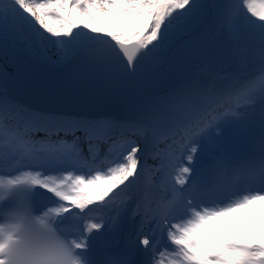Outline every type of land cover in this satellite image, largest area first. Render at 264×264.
<instances>
[{
	"label": "snow or ice",
	"instance_id": "1",
	"mask_svg": "<svg viewBox=\"0 0 264 264\" xmlns=\"http://www.w3.org/2000/svg\"><path fill=\"white\" fill-rule=\"evenodd\" d=\"M0 48L69 88L201 65L122 116L28 106L0 81V264H264V0H0Z\"/></svg>",
	"mask_w": 264,
	"mask_h": 264
},
{
	"label": "water",
	"instance_id": "2",
	"mask_svg": "<svg viewBox=\"0 0 264 264\" xmlns=\"http://www.w3.org/2000/svg\"><path fill=\"white\" fill-rule=\"evenodd\" d=\"M22 57L12 55L8 68L1 77L9 84L10 93H20L28 102L55 108H73L105 113L108 110L126 114L128 108L137 102H147L166 91L158 82L157 73H147L150 86L139 78L132 91L119 92L102 84L77 85L69 88L66 84V70L62 66L44 65L37 68L21 65ZM13 96V95H12ZM16 98V97H14ZM39 108L37 106H34ZM112 114V113H111Z\"/></svg>",
	"mask_w": 264,
	"mask_h": 264
},
{
	"label": "rangeland",
	"instance_id": "3",
	"mask_svg": "<svg viewBox=\"0 0 264 264\" xmlns=\"http://www.w3.org/2000/svg\"><path fill=\"white\" fill-rule=\"evenodd\" d=\"M5 52L6 53V57H10L11 55H12V51L9 49V50H5V49H2V52ZM2 52L0 51V55H2ZM1 61V63H4V62H6L7 61V59H2V60H0ZM175 62V61H174ZM40 64H28V66H30V67H38ZM157 70L159 71V73L161 72V70H162V68L161 67H159V68H157ZM171 70L172 71H169V72H163L162 71V74H163V78H164V80L165 81H167V82H170V80L172 79V76L174 77V76H176V75H178V73L179 72H175L174 71V69H173V67H171ZM169 74H172V76H170ZM190 77V76H189ZM161 81V80H160ZM162 82V81H161ZM169 84V83H168ZM171 86H169V88H170ZM80 133H77V135H79ZM150 158V157H149ZM149 158H148V160H149ZM148 162V161H147ZM148 164H149V162H148ZM149 173H147L146 172V174H145V177H144V180H143V185H145L146 183H147V179H148V177H146L147 175H148ZM157 175V176H156ZM151 179H152V181H153V183L155 184V185H159V183H160V181H159V176H158V174H155V176H153V177H151ZM143 194H144V188H143V190H142V192L139 194V197L142 199L143 198ZM129 210L127 209V211L126 212H124V216L125 217H128L129 218V216H130V214L128 213L127 214V212H128ZM130 220H135L134 221V224H136V225H138V224H140V222L137 220V217H133L132 216V218H129ZM124 220V222L126 223V226L128 225V224H130L128 221H126L127 219H123Z\"/></svg>",
	"mask_w": 264,
	"mask_h": 264
},
{
	"label": "bare ground",
	"instance_id": "4",
	"mask_svg": "<svg viewBox=\"0 0 264 264\" xmlns=\"http://www.w3.org/2000/svg\"><path fill=\"white\" fill-rule=\"evenodd\" d=\"M154 72H156V69L154 70ZM141 79L143 80L144 83H146L147 85L150 86V80H148V75H147V74L144 75L143 77H141ZM137 104H138V103H134V104H132V105L128 108V111H127L126 114H123V113H120V112H118V113L116 112V113H117V116L130 115V114H128V113H129L134 107H136ZM132 112H133V111H132ZM114 115H115V114H114ZM139 142L142 143L143 141H139ZM148 162H149V165H154V164L158 163V161H153L152 159L150 160V158H149ZM208 168L210 169V168H211V165H210V167H208ZM159 175H160V174H158V176H159ZM154 176H155V175H154ZM156 176H157V175H156ZM146 177H148V176H146ZM151 177H153V175H152ZM206 177H207L208 179L213 180V181L211 182V181L207 180ZM204 179H205V181L208 183V185L211 186V184L214 182V177H213L211 171H208V172L205 174ZM156 191H162V192H163L162 189H158V190H156ZM169 195H170V193H169ZM122 219H126V217L123 216ZM124 224H125V223H124ZM124 224H121V232H123V231L125 230L126 232L131 231L132 235H135V234H136V229L138 228L137 225H133V224L131 223V224H128V225L125 227Z\"/></svg>",
	"mask_w": 264,
	"mask_h": 264
}]
</instances>
